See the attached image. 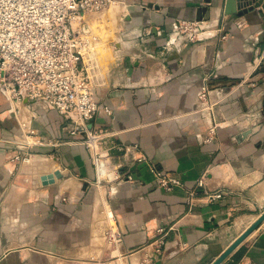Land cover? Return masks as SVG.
Returning a JSON list of instances; mask_svg holds the SVG:
<instances>
[{"label":"crops","instance_id":"1","mask_svg":"<svg viewBox=\"0 0 264 264\" xmlns=\"http://www.w3.org/2000/svg\"><path fill=\"white\" fill-rule=\"evenodd\" d=\"M118 4L113 59L88 69L102 107L88 130L104 143H87L70 119L0 90V264H143L160 230L166 243L157 264H212L264 212V118L248 119L264 101V7ZM181 19L206 20L227 39L165 52ZM208 76L214 105L203 109ZM112 141L137 148L109 150ZM20 144L29 146V162L12 161ZM147 163L188 189L204 180L208 195L159 188ZM57 172L60 178L42 183ZM223 264H264V223Z\"/></svg>","mask_w":264,"mask_h":264},{"label":"built area","instance_id":"2","mask_svg":"<svg viewBox=\"0 0 264 264\" xmlns=\"http://www.w3.org/2000/svg\"><path fill=\"white\" fill-rule=\"evenodd\" d=\"M113 2L115 0H0V90L18 104L41 103L48 110L70 119L77 130L85 132L87 143L96 140L102 144L105 138L97 137V131L88 130L89 122L102 107L95 97L88 72L95 65L92 57L96 56L94 44L97 38L92 37L86 17L103 14ZM75 22L79 23L77 29ZM217 36H221V41L227 39L222 28H212L206 20H177L164 50L171 52L179 46ZM211 78L204 77L199 93L203 109L214 105L210 99ZM103 110L112 115L109 107H103ZM132 148L137 146L114 141L109 146V150L119 152ZM29 159V146L18 145L12 161L24 163ZM136 161L146 163L147 160L141 157ZM147 164L159 188L167 192L185 189L191 199L208 195L204 180L199 181L197 188L188 189L179 177ZM116 174L121 177L119 168H116ZM127 180H133V177L127 176ZM216 194L208 197H218ZM111 220L115 221V217ZM160 232L162 235L143 264H157L166 243L163 231ZM120 237L121 233L112 235L113 240Z\"/></svg>","mask_w":264,"mask_h":264},{"label":"rangeland","instance_id":"3","mask_svg":"<svg viewBox=\"0 0 264 264\" xmlns=\"http://www.w3.org/2000/svg\"><path fill=\"white\" fill-rule=\"evenodd\" d=\"M119 0L111 3L106 12L99 15H90L86 19L89 20L92 28V37L95 36L98 38V41L95 42V55L92 57L93 62H99L100 65H107L113 59V46L109 47V41L114 42L117 40L118 33L116 30L117 15L119 13L120 4ZM75 28L79 26L78 22L74 23ZM97 28V29H96ZM87 64L88 58H87ZM91 69V68H90ZM204 107V106H203Z\"/></svg>","mask_w":264,"mask_h":264},{"label":"water","instance_id":"4","mask_svg":"<svg viewBox=\"0 0 264 264\" xmlns=\"http://www.w3.org/2000/svg\"><path fill=\"white\" fill-rule=\"evenodd\" d=\"M240 2L239 8L241 6H248L243 13H248L249 11H253L256 8L264 7V0H238ZM261 113L257 116H249L248 119L251 120L253 125H257L261 119L264 118V101L262 106L259 105L255 108H252L250 113H254V111H260ZM241 110L236 113L234 117H237L239 114H241ZM247 118V117H246ZM252 130H248L244 136H247L250 134ZM61 175L59 172L50 175L45 176L42 178V183L44 185L51 184L55 181V178H60ZM264 223V212L258 217V219L249 226L212 264H223V262L226 260V258L243 242L245 241L253 232H255L262 224Z\"/></svg>","mask_w":264,"mask_h":264},{"label":"bare ground","instance_id":"5","mask_svg":"<svg viewBox=\"0 0 264 264\" xmlns=\"http://www.w3.org/2000/svg\"><path fill=\"white\" fill-rule=\"evenodd\" d=\"M96 29H97V28H96ZM21 116H22V115H21ZM22 141H23V140H22ZM35 161H36V160H35ZM34 164H36V163L34 162ZM34 164H33V165H34ZM28 165H29V164H28ZM33 167H34V166H33ZM31 168H32V167H31Z\"/></svg>","mask_w":264,"mask_h":264}]
</instances>
